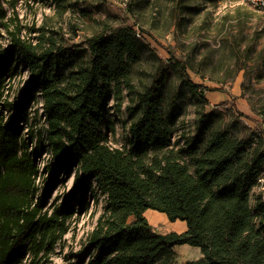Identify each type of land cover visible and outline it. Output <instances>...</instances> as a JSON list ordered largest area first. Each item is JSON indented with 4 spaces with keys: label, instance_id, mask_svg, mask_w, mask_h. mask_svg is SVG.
Wrapping results in <instances>:
<instances>
[{
    "label": "trees",
    "instance_id": "trees-1",
    "mask_svg": "<svg viewBox=\"0 0 264 264\" xmlns=\"http://www.w3.org/2000/svg\"><path fill=\"white\" fill-rule=\"evenodd\" d=\"M16 21L0 0L9 42L0 46V264L48 263L77 206L98 190L104 211L79 254L87 264H264V200L253 193L264 170V136L239 135L206 111L205 89L181 60L175 68L184 91L171 96L170 73L158 57L149 82L137 87L135 66L146 49L155 52L129 25L74 48L43 29L37 41L25 37ZM257 65L264 73V49ZM21 66L27 85L11 102L7 83ZM187 94L196 102L194 131L175 142L177 101ZM126 98L127 118H112L108 105L115 102L119 113ZM260 115L264 121V106ZM118 122L128 131L122 145L111 141ZM72 171L73 188L45 210L57 177ZM149 209L186 222L187 230L156 232ZM180 245L201 256L180 262Z\"/></svg>",
    "mask_w": 264,
    "mask_h": 264
},
{
    "label": "rangeland",
    "instance_id": "rangeland-1",
    "mask_svg": "<svg viewBox=\"0 0 264 264\" xmlns=\"http://www.w3.org/2000/svg\"><path fill=\"white\" fill-rule=\"evenodd\" d=\"M8 16L17 19L25 37L45 36L53 38L59 46L79 48L86 38L108 27L131 26L153 48L146 49L143 60L133 71L137 87L150 80L158 58L170 73L171 96L184 91L176 70L177 60L186 65L192 80L202 86L208 103L206 111L222 116L225 125H234L239 135L261 134L264 121L260 115L264 106V73L258 67V55L264 49V14L256 10L249 0H187L185 7L179 0H1ZM62 3L64 6H59ZM43 29V31H42ZM8 34L0 27V46L7 48ZM158 57V58H157ZM239 65L244 67L239 69ZM21 66V74L8 81L6 91L9 101L14 102L27 85L28 73ZM182 112L175 126V142L183 134H192L196 102L189 94L179 101ZM126 98L122 111L117 113L115 102L108 105V114L114 118H127ZM36 106V105H34ZM36 108V107H34ZM31 110V109H30ZM167 107H165V111ZM117 114L119 116H117ZM36 125H43L37 118ZM117 123V131L111 141L118 145L126 142L127 129ZM50 154H43L45 164ZM51 173L48 172L47 178ZM45 210L55 202L60 204L75 185V171L61 174ZM59 198V199H57ZM77 199V197H76ZM105 195L99 190L96 196L88 194L83 206H77L69 224V232L58 243L49 257L36 264H87L81 260L88 236L104 211ZM254 205V200L252 201ZM81 209V211H79ZM148 210L146 218L159 233L178 232L184 221L159 220ZM150 219L155 220L154 222ZM159 220V221H157ZM178 260L184 262L201 256L199 248L190 245L176 246ZM29 259L26 264H30Z\"/></svg>",
    "mask_w": 264,
    "mask_h": 264
},
{
    "label": "built area",
    "instance_id": "built-area-1",
    "mask_svg": "<svg viewBox=\"0 0 264 264\" xmlns=\"http://www.w3.org/2000/svg\"><path fill=\"white\" fill-rule=\"evenodd\" d=\"M249 1L256 10L264 14V0H249ZM253 193L260 195L262 200H264V170L259 177L258 184L255 187Z\"/></svg>",
    "mask_w": 264,
    "mask_h": 264
},
{
    "label": "crops",
    "instance_id": "crops-1",
    "mask_svg": "<svg viewBox=\"0 0 264 264\" xmlns=\"http://www.w3.org/2000/svg\"><path fill=\"white\" fill-rule=\"evenodd\" d=\"M149 210H152V209H149ZM147 211L145 212V215H146ZM151 216L152 217H159L158 218L159 220H166L168 218V217L166 218L164 215H161V214H158V213H155V212H151ZM150 220H152L153 222L155 221L153 219H150ZM159 220H157V221H159ZM176 229H179L177 233H183V232H185L187 230V224H186V222H183L182 224H179V226Z\"/></svg>",
    "mask_w": 264,
    "mask_h": 264
}]
</instances>
